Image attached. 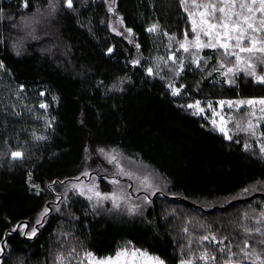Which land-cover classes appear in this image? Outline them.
Returning <instances> with one entry per match:
<instances>
[{"label":"trees","instance_id":"1","mask_svg":"<svg viewBox=\"0 0 264 264\" xmlns=\"http://www.w3.org/2000/svg\"><path fill=\"white\" fill-rule=\"evenodd\" d=\"M72 1L0 0V264H77L131 246L167 264H217L200 259L205 252L260 264L264 154L244 145L250 134L230 139L188 104L264 96V83L241 76L218 84L190 58L179 73L178 40L191 30L181 0ZM112 13L132 35L110 28ZM173 77L182 100L167 87ZM15 151L23 157L13 159ZM111 156L153 174L164 192L126 205L73 193L37 223L43 187L52 198L88 172L109 189L105 175L120 171ZM23 223L37 233L23 234Z\"/></svg>","mask_w":264,"mask_h":264},{"label":"rangeland","instance_id":"2","mask_svg":"<svg viewBox=\"0 0 264 264\" xmlns=\"http://www.w3.org/2000/svg\"><path fill=\"white\" fill-rule=\"evenodd\" d=\"M230 2L231 0H225V3ZM236 2L240 3L242 0H236ZM208 3L217 4L218 7L221 6V0H186V4H183L184 9L185 7L188 9L186 11L188 15L189 13L192 15H189L191 30L185 34V37L182 40H178L177 50L182 52V58L180 59L182 67L179 69V73H182L186 70V66L184 64L186 60L190 58L192 63L196 66L203 67L209 72H214L216 75V79H214V81H216L218 84L219 82L221 84L232 83L236 78L239 79L241 76L253 78L255 80L254 77H250L245 74L244 69L246 68V65L243 63L238 65L235 57L226 55L225 50L219 47V44L215 48L193 46L194 42L197 40V33H199V42L201 44L206 45L209 42H217L216 30H212L209 35H205V32L208 31L207 25L201 24L200 13L205 11V9L198 6L206 5ZM193 21H195V32L193 31ZM210 22L218 23V20H211ZM109 25L110 28H112V30L118 34H122V32L128 33L129 35L133 34L132 30L131 32L128 31L129 28L125 26L122 17L117 13H112ZM182 42H186V46L189 49L188 51H184L180 47ZM219 43H224L223 38L219 40ZM241 55L245 57L248 56L247 53H241ZM178 59L179 58L175 52L170 54L171 61ZM255 59L256 58H254V60ZM229 68H232L233 72H228ZM262 68H264V65H258V74H264V72L261 71ZM174 79L175 77H173V79L167 84V87L171 90L172 94L174 89H179L178 94L174 96L177 99L182 100L184 98L183 94L185 91L183 87H180L175 83ZM260 99H264V96L210 97L208 99L201 98L195 102H191L188 104V107L189 105H197V102H199L198 106L189 108H192L193 112H195L198 116H201L205 122H208V124L213 126L220 133L224 134L230 139L232 137L238 136L239 134H250V139L247 137L242 139L243 142L245 141L246 143L244 145L256 146L261 150V148H264V112L261 111V108H264V105H260L258 103L253 105L239 103V101ZM221 101H224L225 103L221 105ZM227 102H232L231 106ZM249 122H251L253 128L251 130L245 131L244 129L248 128ZM221 129H223V131ZM15 152L23 153L22 151ZM111 158L112 156L109 157V160L107 159L108 164H111L114 167L119 166L120 171L117 176L110 177L105 175L103 182L110 185L109 189L106 190L101 186V179L98 174H93L90 176L88 172H83L82 174L76 175V178L63 181L62 188H57L56 193L52 198L47 195V188L43 187L42 191L45 190L44 192L46 193V205L40 212L37 221H41L43 216L48 212L52 213L54 210L60 209L62 203L64 200H66V196L68 198V195L73 193L83 195L87 199L91 197L89 200L95 205H104L110 202L113 205H126L129 203L128 201H146V198L149 199L151 195H158L161 194L159 192H164L163 188L154 182L153 177L155 176L153 174L151 175L144 169L142 171L141 169L137 170L136 167H127L125 164L126 161L122 157L115 158L114 160ZM120 160L124 163V165L123 163H120ZM85 173H87V175H85ZM83 175L85 176L83 177ZM35 189L36 191H40L41 187L36 186ZM97 193H99V195H96ZM45 210H47L46 213ZM33 230H35L36 234L37 227H35V225L30 227L27 226L26 223L21 224V231L23 234L34 236L30 235ZM246 245L249 246V243ZM0 249H2L1 244ZM124 250H127L129 254L117 258L116 254L118 252H123ZM134 250H139L141 253H146V255L132 256L131 252ZM2 252L3 251H0V256L3 254ZM118 252L114 255L104 257H99L94 253H91L92 255L89 256V253H87L84 254L81 259L77 260L76 263L97 264V261L105 260L106 258H112L115 264H154V261L151 260L150 257H159L139 246L121 248ZM68 256L69 255H64L63 258L65 259ZM214 257L215 260H211L217 264H249L246 261H234L231 255L224 262H219L215 255ZM1 258L2 257H0V262ZM160 259L163 260L162 258ZM262 262H264V260H260V264H262ZM165 264L167 263L165 262Z\"/></svg>","mask_w":264,"mask_h":264},{"label":"snow or ice","instance_id":"3","mask_svg":"<svg viewBox=\"0 0 264 264\" xmlns=\"http://www.w3.org/2000/svg\"><path fill=\"white\" fill-rule=\"evenodd\" d=\"M182 4H186V0H181ZM67 7H72V0H66ZM25 7H27V0H25ZM198 7H202L205 11L200 13L201 16V24L207 25L208 31L205 32V35H209L212 30H216L217 42L208 44H201L199 42V33H197V40L194 42L193 46L195 47H211L215 48L219 44V47L225 50L226 55L234 56L237 64H245L246 68L244 69L245 74L254 77L255 80L259 83H264V74L257 73L258 65H264V0H242V2L237 3L236 0H231L230 3H225V0H221V6H217L214 3H208L206 5H199ZM239 9V10H236ZM187 7H185V11H187ZM259 14V15H257ZM191 16L192 14L189 13ZM211 20H218V23H211ZM194 28L193 31H196L195 21H193ZM157 25H153L148 29L149 32H153L157 30ZM131 32V29L128 30ZM223 38L224 43H219V40ZM247 45V46H245ZM180 47L184 51H188V47L186 46V42H182ZM111 52V49H109ZM241 53H247L248 56H242ZM259 54V56H258ZM254 58H256L254 60ZM3 65L0 64V68ZM151 73L152 69L148 70ZM264 72V68L261 69ZM228 72H233L232 68L228 69ZM179 89L173 90V95L178 94ZM221 105L225 102L221 101ZM230 106L232 102H227ZM240 104H260L264 105V99L260 100H248V101H239ZM197 105H189V107H196ZM41 107H46V105H41ZM202 111V109H201ZM261 111L264 112V108H261ZM223 119V118H222ZM253 125L251 122L248 124V128L244 129L245 131L251 130ZM223 131V129H221ZM247 147V146H246ZM103 151V149H101ZM261 152H264V148H261ZM11 156L13 159L22 158L23 153L21 152H12ZM111 159H115L112 157ZM87 175V173H85ZM96 195H99L97 193ZM91 199V197H89ZM47 210H45L46 213ZM261 216H264V213H261ZM40 221L38 220L37 223ZM187 231V229H185ZM247 231V229H246ZM259 231V229H257ZM30 235H35V230H33ZM204 240H209L210 237H203ZM211 239H215L211 237ZM264 243V241H261ZM3 251V249H0ZM225 251V250H221ZM243 251V249H242ZM128 251L124 250L123 252H118L116 254L117 258L121 256L128 255ZM89 256L92 254L89 253ZM132 256H144L146 253H141L139 250H134L131 252ZM250 258V256L248 257ZM151 260L154 261V264H165L163 260L159 257H150ZM200 259H212L215 260L214 256H209L207 252L201 255ZM97 264H115L112 258H106L105 260L97 261ZM181 264H192L191 260H182ZM264 264V262H262Z\"/></svg>","mask_w":264,"mask_h":264},{"label":"water","instance_id":"4","mask_svg":"<svg viewBox=\"0 0 264 264\" xmlns=\"http://www.w3.org/2000/svg\"><path fill=\"white\" fill-rule=\"evenodd\" d=\"M92 174H90V176H91ZM132 188V187H131ZM254 195H256V194H253L252 196H250V197H248V198H251V197H253ZM172 197H175V198H177V199H181V200H184V201H186V202H188V203H190V204H195L194 202H192V201H190V200H188L187 198H185V197H179V196H172ZM248 198H245V199H248ZM231 203V202H230Z\"/></svg>","mask_w":264,"mask_h":264}]
</instances>
